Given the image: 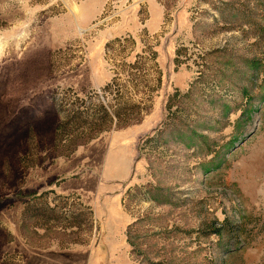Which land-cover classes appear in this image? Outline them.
<instances>
[{"label": "rangeland", "instance_id": "obj_1", "mask_svg": "<svg viewBox=\"0 0 264 264\" xmlns=\"http://www.w3.org/2000/svg\"><path fill=\"white\" fill-rule=\"evenodd\" d=\"M0 264H264V0H0Z\"/></svg>", "mask_w": 264, "mask_h": 264}, {"label": "trees", "instance_id": "obj_2", "mask_svg": "<svg viewBox=\"0 0 264 264\" xmlns=\"http://www.w3.org/2000/svg\"><path fill=\"white\" fill-rule=\"evenodd\" d=\"M65 124V122L64 121H62V123L60 124V127L62 126L63 127V125Z\"/></svg>", "mask_w": 264, "mask_h": 264}]
</instances>
